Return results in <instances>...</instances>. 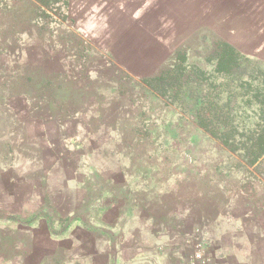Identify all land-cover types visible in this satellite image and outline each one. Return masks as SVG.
Listing matches in <instances>:
<instances>
[{"label":"rangeland","instance_id":"1","mask_svg":"<svg viewBox=\"0 0 264 264\" xmlns=\"http://www.w3.org/2000/svg\"><path fill=\"white\" fill-rule=\"evenodd\" d=\"M12 4L8 1L0 8L10 11L9 17L31 18L33 27H24L35 28L38 36L45 32L44 28L50 32L51 24L53 47L74 48L71 42L77 44L84 51L80 61L90 65L96 76L95 80L86 75L83 80L79 77L78 84L66 82L64 103L54 106L89 120H55L51 136L41 134L33 126L30 131L21 130L19 125L23 122L7 117L5 129L1 128L5 132H0V169L7 167V172L29 177L32 184L22 180L15 188L11 185L16 194L28 193L33 186L40 195L52 188L54 208L88 209L91 196L96 195L92 175L98 180L114 171L103 169L99 173L92 169V162L101 161L107 166L105 163L113 159L125 160L129 186L138 197L143 195V201L174 198L175 216L177 210L194 213L199 225L206 218L213 219L205 234L195 240V260L210 264L211 252H220V244L210 250L212 240H230L240 250L248 247L239 238L222 237L221 227L235 229L254 221V236L263 238L264 36L257 59L245 55L244 41L236 36L245 28L252 37L256 30L252 21L264 22V0H173L170 8L178 15L172 17L169 25L175 30L174 35H167L165 41L155 35L133 44L130 36L124 39L128 32L124 16L134 10L133 16L138 11L135 18L139 19L151 5L148 0H18ZM140 21L141 18L136 23ZM136 31L141 33L143 27ZM0 35L5 45L13 42L8 26ZM67 37L72 39L66 41ZM125 46L131 47L122 57ZM126 64L132 65L131 71ZM33 76V83L21 84L13 95L11 87H4V81L12 78L0 72V97L10 103L9 113L13 108L25 112L32 100L29 92L35 96L41 91L38 88L49 85L42 77ZM206 102L212 107L227 106L228 124L212 128V118L221 117L219 108L198 115L196 106ZM0 107H4L2 103ZM199 116H203L205 127L197 123ZM80 123L86 129L83 134L67 137L65 130L75 132L81 129ZM58 136L62 137L59 146ZM44 140L47 142L40 150L25 147H36ZM101 150L106 153L100 158ZM66 159L70 166L75 165L73 170L62 168ZM46 171L52 187L45 178ZM84 173L90 175L82 191ZM61 177L68 178L67 183ZM225 195L232 203L228 211L238 208L236 215L224 214ZM64 196L67 198L61 204ZM55 217L60 224L62 218ZM260 253L264 254L263 243ZM0 264L10 262L0 260Z\"/></svg>","mask_w":264,"mask_h":264},{"label":"crops","instance_id":"2","mask_svg":"<svg viewBox=\"0 0 264 264\" xmlns=\"http://www.w3.org/2000/svg\"><path fill=\"white\" fill-rule=\"evenodd\" d=\"M8 1H12L13 6L18 0H0V4L3 5ZM33 1L36 2V0ZM148 3L151 5L140 17V22L136 23L140 18H135L138 11L134 16V10L124 16L125 24H127L125 28L128 27V32L124 34L127 37L124 39L130 36V44L138 40L154 38L155 35H159L160 39L165 41L167 35H174L175 30H172L171 24L169 25L176 14L170 8L173 6V0H157L153 3L152 0H148ZM167 9L171 12L167 13ZM9 12H6L3 7L0 8V34L5 25L8 26L12 32L13 41L5 45L0 35V72L12 78V80L4 81L6 83L4 87H11L15 95L19 92L21 84L33 83V75H36L38 79L43 78L49 85H45L46 87L42 89L38 88L41 91L35 96L32 91L29 92L32 100L28 102L25 112L24 110L18 112L13 108L12 113H9L7 110L10 103L0 97V102L4 106L0 107V130L5 129L7 117L23 122L19 125L23 127L21 130L30 131V127L33 126L41 134L51 136L54 135L49 133L53 130L55 120H89L69 115L65 110L60 111L54 107L56 104L64 103L63 91L67 89L63 86L66 82L67 84H72L73 81L77 83L78 78L83 80L84 75L91 80L96 79L90 65H86L84 60L79 59L84 58V51L78 49L74 42H71L74 48L53 47L51 24L50 32L47 33L44 28L45 32L38 36L35 28L24 27L25 25L33 27L31 18L22 20L21 17H9ZM95 21L97 22V19ZM252 24L256 26L252 37L244 28L236 39L244 41L243 49L246 48V56L257 59L261 55L258 51H260L261 38L264 36V22L252 21ZM139 26L143 27L141 33L136 31ZM69 39L72 38H65L66 41H70ZM251 39L254 40L253 44L250 43ZM129 47L131 46L128 48L125 46L122 57H125ZM130 65L125 66L131 71L132 65ZM54 85V90H50V87ZM38 97H42L43 100L38 101ZM39 102L42 103L41 108ZM115 105L116 100L113 101L112 106ZM79 126L81 129L75 130L76 133L69 129L65 130L66 136L83 134L86 129L82 128L84 126L81 123ZM19 134L22 133L19 132ZM62 136L64 137V134ZM61 139L62 137L58 136L56 142L58 146L62 143ZM46 142L47 140L41 141L36 147L31 145L25 147L29 150L30 148L40 150L42 144ZM104 153L106 151L101 150L99 157L101 158ZM28 162L31 163L32 160ZM92 164V169H96L99 173L103 169H114V171L108 172L107 178L100 177L98 180H95V176L91 174L92 179L96 181L94 182L96 184L92 185L96 189L94 191L96 195L91 196L92 203L88 209L71 206L76 208L75 210L62 206L54 208L52 188L47 189V192L44 190V194L41 195L36 193L35 186L32 189L30 187L31 191L28 193L26 191L16 194L10 186L14 184L15 188L22 180L28 182L30 178L7 172V167L3 171L0 169L3 172L0 173V260H7L10 264H204L193 258L192 250L196 238L205 234L207 226L213 219L206 218L205 222L199 225L196 223L194 213L177 210L175 216L173 208L176 207V199L174 198L143 201V195L138 197L129 186L130 178L127 177L129 174L127 175L126 171L129 166L125 160L113 159L110 163H105L107 166L101 161V165L95 162ZM70 165L71 162L66 159L62 168L73 170L75 165L73 167ZM47 171L45 178L52 187L53 182L48 177ZM50 175L53 177V173L50 172ZM89 175L84 173L82 176L80 182L82 191ZM63 178L66 177H61ZM67 179H65L66 183ZM28 183L32 186L31 182ZM65 198L67 196L61 198V204ZM224 200V214L229 215L232 212L236 215L238 208L231 209L233 211L229 212L232 203L227 195L224 196ZM256 200L260 201V197H256ZM25 203L32 205H25ZM247 215L245 213V218ZM55 216L62 218L60 224H57ZM245 218L244 220L249 219ZM252 222L235 229L226 227L221 230V227L219 231L222 237L239 238L242 243L247 242L248 247L240 250L237 243L234 244L230 240L209 241L210 250L217 247L216 244H220V252H211L209 255L210 264H264V254L260 253L264 236L263 238L261 235L254 236L255 225L254 221Z\"/></svg>","mask_w":264,"mask_h":264},{"label":"trees","instance_id":"3","mask_svg":"<svg viewBox=\"0 0 264 264\" xmlns=\"http://www.w3.org/2000/svg\"><path fill=\"white\" fill-rule=\"evenodd\" d=\"M209 102H206L204 104H198L195 108V111L197 112L198 111V115H202V111H207L209 113H212L210 110L212 111H216V109H220V112L222 113L221 114V117L217 118L216 120L214 118H212V128H217V127H223L224 124H228V107L227 106H224V104H218V105H214L212 107V105L210 104V106L208 105ZM225 110V111H224ZM225 113V114H224ZM204 114V113H203ZM206 114V113H205ZM203 118V116H202ZM201 116L197 117V123L202 125V126H206V122L202 120Z\"/></svg>","mask_w":264,"mask_h":264}]
</instances>
